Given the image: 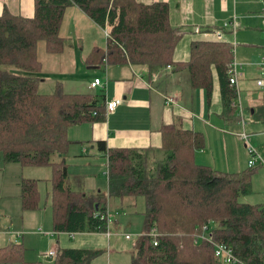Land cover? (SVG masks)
Listing matches in <instances>:
<instances>
[{"label": "trees", "instance_id": "obj_1", "mask_svg": "<svg viewBox=\"0 0 264 264\" xmlns=\"http://www.w3.org/2000/svg\"><path fill=\"white\" fill-rule=\"evenodd\" d=\"M71 5L101 27L110 5L119 8L106 48L94 47L87 63H129L145 66L150 72L169 65L175 70L186 67L190 86L202 88L207 100L212 94L215 68L221 116L230 122L238 120L232 106L237 91L228 81L233 45L193 41L189 59L175 62L173 51L181 33L169 24L166 2L35 0L34 15L28 18L5 9L0 15V162L52 167L51 233L111 231L107 199L141 195L146 206L144 233L134 243L131 264H225L215 257L213 244L197 236L201 232L229 247L239 260L236 264H264V204L238 201L240 195L249 193L251 177L260 166L228 173L195 163L194 152L205 144L201 132L182 129L177 123L162 125L158 150L113 148L99 140L96 147L107 160V192H84L82 180L70 184L66 152L72 141L67 139V129L104 121L105 94L103 90L66 93L59 83L52 92L40 93L39 78L32 74L40 69L38 40H44L52 53L65 47L66 41L58 32L64 10ZM252 116L264 117L263 107L255 109ZM159 151L162 157L149 166L150 156L156 157ZM19 196L23 210L37 209V180L22 178ZM152 229L159 234L156 245L150 235ZM25 252L21 242L1 246L0 264H91L103 253L101 249L59 248L54 255L47 253L51 261L43 262L27 260Z\"/></svg>", "mask_w": 264, "mask_h": 264}, {"label": "crops", "instance_id": "obj_2", "mask_svg": "<svg viewBox=\"0 0 264 264\" xmlns=\"http://www.w3.org/2000/svg\"><path fill=\"white\" fill-rule=\"evenodd\" d=\"M135 1L142 4H153L157 2H166L168 4L169 24L181 33V38L175 45L173 51V60L175 62H184L189 59L191 42L215 40L213 33L217 30H221L223 34L222 41L229 42L232 45L231 40L237 31H244L241 35L242 38L246 36L261 38V35L264 33L262 23L263 0ZM5 9L13 15L26 18L33 17L35 0H0V15ZM118 16L119 8L110 5L105 25L101 27L79 7L71 5L64 10L58 32L59 36L66 41V45L62 51L58 53L49 52L47 51L44 40L37 41L36 55L40 63V69L32 75L39 78L38 92L50 93L59 83L66 93H95L103 90L106 102L114 99L121 100L112 112H106L104 121L69 126L67 130L68 138L73 143L79 142L77 144L83 142L91 143V148L94 150V153H98L100 157H103L106 164V157L98 152L96 147L97 141L104 140L108 147L113 148H151L158 150L162 146L161 126L177 123L182 129L198 131L204 136V147L194 152V161L197 156L202 161L201 163L195 161V163L210 166L218 171H222L217 169L219 168L218 166L241 168L232 172L222 171L228 173L249 169L248 163L245 164L244 161L233 159L230 162L227 159H220L216 153V155L210 153L206 148V134L207 132H213L216 133L217 137L222 136V127L231 123L241 124L242 132L246 133L244 127L246 125V119L244 114L248 111L252 118V125L250 133L246 134L249 136V143L252 145L253 136L256 138H259V135L264 136V129L262 130L258 126L260 123L264 124V117L260 118L259 116L255 118L252 116L255 109L263 107L262 97L261 104L258 107H250L249 110H245L242 107L239 97V79L237 97L232 102V106L236 109L235 115L238 116V120L230 122L224 120L221 114L218 115V111L216 112L218 115L217 118L213 115V108L210 105L211 97L207 100L205 91L202 88H193L190 86L188 69L186 67L175 70L172 65H169L150 72L145 66L129 63L111 65L87 63L86 59L94 47L106 48V38L117 22ZM231 20L234 21V28L230 24L223 27L225 22ZM249 45H254V42ZM233 61L236 62L234 59ZM237 65L239 71L242 68V64ZM257 65L259 69V64ZM18 73L29 74L25 71ZM240 74L242 76V73ZM95 78L101 81V85L92 88L90 83ZM214 121H217V123L215 124ZM240 133H235V135L244 143L243 145L246 149L245 141L241 138ZM229 136L235 139L234 135ZM253 145L254 148L264 154V138ZM230 151H226L227 156ZM80 152L77 151L74 155H69L66 152V162L69 174L71 175V181L69 180L70 184L76 185V182L79 183L82 180L80 185L84 192H107V189L106 191H102L103 189H101V186L104 184H96L95 181L88 182L85 188L84 179L81 177L85 174L78 173V176H76L70 172L68 159L71 156L82 159L83 156L81 154L83 153L88 158L96 157L94 153L93 155L88 154L87 148L84 147H82ZM161 154L160 151L157 152V158L162 157ZM82 162H86L89 166L92 165L86 158L82 159ZM1 163L3 162L1 161ZM262 167L264 168V166H260L258 169ZM104 174L107 185V166ZM52 176L53 169L50 166H23L19 163H4L0 165V188H2L4 193L3 196L8 197L6 199V202H8L6 205H16V201L19 203L20 180L22 178L37 180L39 188V182L41 181L50 182L51 185ZM89 188L92 189L89 190ZM11 200H13V203H10ZM108 202L109 198L107 199V204ZM0 216L4 220L11 221L4 214H0ZM32 233L35 235L34 232ZM36 234L41 235L38 231H36ZM48 234L58 238L55 243H52L51 238L47 241V244L52 245L55 252L59 248H84L81 245V239L83 237H87L91 241L96 239L97 243H103L105 241L107 242L111 235L110 231L106 233L49 232ZM23 235L17 234L18 237L21 236L22 238ZM75 240L76 243H74ZM126 240H130V238ZM20 241L26 248L25 258L27 260H44L43 262H48V259L46 260L48 258L47 253H38L41 243L28 244L23 240ZM13 242L18 243L19 241Z\"/></svg>", "mask_w": 264, "mask_h": 264}, {"label": "rangeland", "instance_id": "obj_3", "mask_svg": "<svg viewBox=\"0 0 264 264\" xmlns=\"http://www.w3.org/2000/svg\"><path fill=\"white\" fill-rule=\"evenodd\" d=\"M243 30L237 31L234 38H232L233 43V55L234 60L237 64H242V68L239 69V73L242 76L239 81V97L241 100L242 107L249 110L250 107H258L261 104V95L255 86V79L260 75V69L258 65L261 61L264 52V33L261 38L253 36H246L242 38ZM259 33V32H257ZM249 35V34H248ZM246 41V42H243ZM254 45H249L253 43ZM245 43V44H244ZM20 72V71H15ZM212 76L214 77L213 90L211 96L210 105L213 108V115L217 116L221 114L222 105L219 94V83L217 79V73L215 68L212 70ZM218 111V115L217 112ZM246 119L245 130L246 133L251 131V116L248 111L244 114ZM217 120V119H214ZM216 124L217 121H214ZM260 129H264V124L260 123L258 125ZM68 130V129H67ZM222 136L217 137L216 133L207 132V149L213 155H218L220 159L230 160L237 159L239 161H244L245 164L251 159V155L244 148V143L235 135V133L242 132V126L238 123H231L222 127ZM229 135H234L235 139ZM264 136L259 138L252 137V145L257 141L263 139ZM67 139L68 135H67ZM70 140V139H69ZM79 143V142H77ZM70 143L68 146V154L74 155L77 151L80 152L82 147L87 148L88 154L93 155L94 150L91 148V143L83 142L80 144ZM255 146V145H253ZM231 150V151H230ZM226 151H230L227 156ZM81 153V152H80ZM216 153V154H215ZM96 157H89L81 154L82 159L86 158L92 163L91 166L87 165L86 162H82V159L71 156L68 161L70 165V172L78 176V173H84L81 176L84 179L85 188L88 182L95 181L96 184L106 185V166L105 159L100 157L98 153H94ZM162 155V154H161ZM227 156V158H226ZM249 156V157H248ZM152 159L149 166L154 165L156 157L150 156ZM195 161L201 163V159L197 156ZM4 163H1L2 165ZM219 170L222 171H237L241 168H235L233 166H218ZM251 185L249 193L245 195H240L238 201L248 202L253 204H264V168L258 169L251 177ZM101 186L102 191H106L107 185ZM92 188H89L91 190ZM52 186L50 182H39V207L35 210H23L21 207V201L19 203L16 201V205L10 204L6 205V199L8 197L3 196L2 188H0V214H4L7 218L11 219L4 220L0 216V247L5 246L10 242L23 240L25 243L34 244L41 243V247L38 253H56L53 250L52 245H48L47 241L51 238L52 243H55L58 239L52 236H41L36 234V231L41 229L43 232H53L52 231V221H51V207H50V195ZM20 199V198H19ZM13 203V200L10 201ZM145 199L143 196H124L110 197L107 204V218L108 223L112 232L110 231V238L107 242H96V239L90 240L87 237L81 239V245L87 249H101L103 253L94 258L92 264H131V257L134 253V243L139 235L144 233V211H145ZM217 226V224H215ZM215 225L213 227H215ZM206 226H203V229ZM35 235H33V233ZM150 230V234H151ZM32 233V235H30ZM202 233V232H201ZM201 233L197 236L202 235ZM17 234H24L23 238L18 237ZM157 235L158 232H156ZM156 234H153L154 236ZM208 235V234H205ZM211 237V235H209ZM126 237H130V240H126ZM126 238V239H125ZM153 241V239H152ZM22 243V242H21ZM76 243V240L74 241ZM43 256V255H42ZM48 259V260H47ZM53 258H46L47 261H51ZM44 261V260H43Z\"/></svg>", "mask_w": 264, "mask_h": 264}, {"label": "built area", "instance_id": "obj_4", "mask_svg": "<svg viewBox=\"0 0 264 264\" xmlns=\"http://www.w3.org/2000/svg\"><path fill=\"white\" fill-rule=\"evenodd\" d=\"M264 1V0H263ZM262 17H263V26H264V8L262 10ZM234 21H228L225 22L223 27L228 26L229 24L231 27L234 28L235 24H233ZM215 40L222 41L223 40V34L221 30L214 31L213 33ZM259 69H260V75L255 79V86L257 87L258 91L260 92V95L262 97V105L264 108V53L262 55L261 61L259 63ZM241 74L238 71V65L236 62H232L229 65L228 68V81L231 87L236 89L238 91V81L240 79ZM101 81L98 78H95L91 83L90 86L92 88L96 86H100ZM121 100L119 99H114L109 102H106V111L107 112H112L117 105L120 103ZM243 122V121H242ZM241 138L245 141L246 149L248 153L251 155V159L248 160V166H264V154L260 151H258L256 148H254L250 143H249V136L245 132L240 133ZM151 236L153 237V245H156V230H151ZM41 234L46 235V232L41 231L40 229L38 230ZM153 234H156L155 236ZM203 238L207 241H209L211 244H213L214 248V255L217 257L219 260H221L225 264H236L239 262V260L234 256L232 253L231 249L224 244L216 243L212 240V238L209 235L202 234L199 236V238ZM129 239L130 237H126ZM49 255H54L55 253H48Z\"/></svg>", "mask_w": 264, "mask_h": 264}]
</instances>
